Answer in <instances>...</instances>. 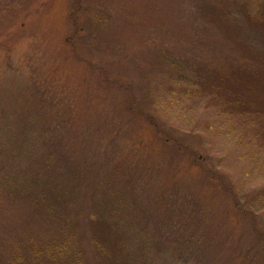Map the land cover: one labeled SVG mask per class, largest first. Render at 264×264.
<instances>
[{"label":"rangeland","instance_id":"1","mask_svg":"<svg viewBox=\"0 0 264 264\" xmlns=\"http://www.w3.org/2000/svg\"><path fill=\"white\" fill-rule=\"evenodd\" d=\"M188 9L189 0H0V214L9 220L2 228L12 226L4 244L17 243L14 227L37 214L33 197L43 183L54 191L79 176L86 150L98 165L106 157L109 167L123 169L122 179H100V203L103 196L117 198L124 212H138L143 191L133 170L144 167L154 176L142 189L157 193L153 215L163 229L127 227L124 242L133 247L134 262L149 256L152 264H194L196 256L179 257L173 246L180 253L196 243H184L188 235L197 239L201 232L204 246L212 247L209 264H264V239L254 230L264 235V155L241 143L234 118L207 127L206 107L181 98L199 80L207 56L199 45L178 41L191 28ZM258 35L250 29L243 37L262 42ZM213 45L226 49L216 37ZM257 101L264 113V95ZM131 104L197 148L210 171L183 159L162 178L169 153L149 118H129ZM54 169L59 173L51 177ZM173 215L177 224L167 230ZM102 255L98 248L82 264H99Z\"/></svg>","mask_w":264,"mask_h":264},{"label":"trees","instance_id":"2","mask_svg":"<svg viewBox=\"0 0 264 264\" xmlns=\"http://www.w3.org/2000/svg\"><path fill=\"white\" fill-rule=\"evenodd\" d=\"M261 1L263 0H189L185 21L191 28L186 27L183 37L177 39L179 42L185 41L188 46L199 45L194 47L203 49L204 54L207 53V56L203 57L202 67L199 68V80L191 83L190 87H184L181 98H197L199 107H206L209 113V118L204 120L207 127H217L214 122L223 121L227 116L234 118L235 128L241 130V143L246 144L247 149H253L255 153L264 155V129H261L264 113L259 111L257 101L259 95H264V6L261 7ZM76 23L73 22V25ZM250 29L257 30L258 38L261 36L263 38L262 42L256 43V39L251 36L247 39L243 37V34L247 35ZM215 37L220 44H226V49L220 46L219 50L217 45H213ZM231 55L234 57L231 58ZM172 86H169L170 91H176L177 88ZM119 88L121 92L122 86ZM126 106L129 109V118L133 116L143 121L144 117L149 121L141 106L135 110L137 112L132 111L134 109L132 104ZM150 120L165 147L164 151L169 153L168 157L165 156L166 164L161 167L162 178L168 175L170 167L176 169L183 159L191 163V166L196 164L203 168V160L200 159L197 148L184 146L179 136ZM237 147H242L239 139ZM84 158L85 169L80 171L78 177L67 181L64 186H57L56 183L57 188L52 191L51 183L48 185L43 183V191L39 190L36 197H33L37 214H26L21 227L20 224L18 228L13 226L18 230L17 243L4 244L8 237L3 233L11 231L9 228L12 226L8 224L6 229L2 228L1 225L9 220L7 214H0L3 218L0 223V264H82L89 261L91 252L98 248L103 253L99 264H152L153 260L149 261V256L140 262L138 257L134 262V249L124 241L127 242V227L130 228L131 225L141 224L144 231L150 228V224H153L152 229L156 231L163 229L162 221L153 215L155 214L153 200L157 197V193L153 192L154 194L149 195L142 189V186H151L148 181L154 179V176L148 175L144 167L137 166L133 170L132 177L140 184L138 190L143 191L142 200L138 199V201L135 198L142 207L138 208L141 214L138 215L139 211H132V208H127L124 212L117 204V198L111 197L107 200L103 196L100 203L96 191L99 190L100 179H116L115 181L122 179L124 173H121L120 165L109 167L106 157L104 163L98 165L96 158L86 150ZM58 168L62 169V167ZM202 170L207 172L209 169ZM51 173L50 176L53 177L59 173V169H54ZM211 174H205L209 181ZM126 175L129 177L127 173L125 177ZM133 188L136 189L137 185L134 184ZM166 215L169 219V214ZM163 217L167 219L165 215ZM170 219L165 222L166 228L169 225L167 230L177 224L176 215ZM76 228L79 229L78 234L75 232ZM254 230L259 239H264L263 233L261 234L255 227ZM150 236L147 231L146 240ZM201 236V232L198 233L197 239L194 235H188L184 243H193L194 240L196 243L191 247L185 244V250L180 249V253L173 246V252L178 253L179 257L196 256L193 260L194 264H209L211 260L209 251L212 247L204 246L205 242L201 240ZM162 241L169 240L167 238ZM170 245L172 244L168 247ZM197 248L199 250H196ZM136 250L138 254L141 251ZM163 250L161 247L158 249V251ZM151 252L152 250L147 251L148 255ZM145 253L144 250L143 254Z\"/></svg>","mask_w":264,"mask_h":264}]
</instances>
